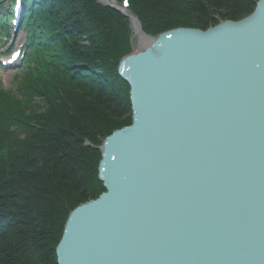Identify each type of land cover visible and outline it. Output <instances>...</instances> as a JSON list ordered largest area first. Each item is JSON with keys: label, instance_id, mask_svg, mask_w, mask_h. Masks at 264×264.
Returning a JSON list of instances; mask_svg holds the SVG:
<instances>
[{"label": "water", "instance_id": "1", "mask_svg": "<svg viewBox=\"0 0 264 264\" xmlns=\"http://www.w3.org/2000/svg\"><path fill=\"white\" fill-rule=\"evenodd\" d=\"M120 75L133 124L105 140L106 192L72 212L58 264H264V0L163 33Z\"/></svg>", "mask_w": 264, "mask_h": 264}, {"label": "trees", "instance_id": "2", "mask_svg": "<svg viewBox=\"0 0 264 264\" xmlns=\"http://www.w3.org/2000/svg\"><path fill=\"white\" fill-rule=\"evenodd\" d=\"M258 1L131 0L129 10L156 37L242 20ZM26 3L56 72L41 61L35 87L23 90L29 108L21 112L19 100L0 96V264H58L70 213L105 191L100 147L132 124L130 87L118 66L133 51V31L128 18L98 0Z\"/></svg>", "mask_w": 264, "mask_h": 264}, {"label": "rangeland", "instance_id": "3", "mask_svg": "<svg viewBox=\"0 0 264 264\" xmlns=\"http://www.w3.org/2000/svg\"><path fill=\"white\" fill-rule=\"evenodd\" d=\"M101 1H105V0H101ZM109 0H107L108 2ZM112 3L113 0H110ZM109 3V2H108ZM114 4V3H112ZM133 31H134V27H133ZM133 49L135 51H139L141 50L143 47H145V45H147L148 40H150V38H146V37H141L139 35L136 34V32H133ZM14 76L15 73L13 72H2L0 71V79L2 80V83L4 85L5 88L7 89H14Z\"/></svg>", "mask_w": 264, "mask_h": 264}, {"label": "bare ground", "instance_id": "4", "mask_svg": "<svg viewBox=\"0 0 264 264\" xmlns=\"http://www.w3.org/2000/svg\"><path fill=\"white\" fill-rule=\"evenodd\" d=\"M133 19H134V22H136V17H134V18H132L131 19V21H133ZM138 21V20H137ZM135 29H136V27H134ZM151 41L150 40H148V42H147V44H149ZM146 46V45H145Z\"/></svg>", "mask_w": 264, "mask_h": 264}, {"label": "snow or ice", "instance_id": "5", "mask_svg": "<svg viewBox=\"0 0 264 264\" xmlns=\"http://www.w3.org/2000/svg\"><path fill=\"white\" fill-rule=\"evenodd\" d=\"M125 4H127V0H125Z\"/></svg>", "mask_w": 264, "mask_h": 264}]
</instances>
